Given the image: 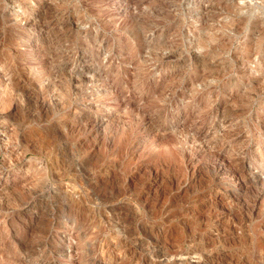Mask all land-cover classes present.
Here are the masks:
<instances>
[{"label":"rangeland","instance_id":"obj_1","mask_svg":"<svg viewBox=\"0 0 264 264\" xmlns=\"http://www.w3.org/2000/svg\"><path fill=\"white\" fill-rule=\"evenodd\" d=\"M0 264H264V0H0Z\"/></svg>","mask_w":264,"mask_h":264}]
</instances>
